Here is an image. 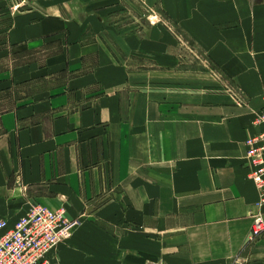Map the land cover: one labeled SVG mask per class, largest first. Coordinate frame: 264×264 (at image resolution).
Returning <instances> with one entry per match:
<instances>
[{
    "label": "crops",
    "instance_id": "1",
    "mask_svg": "<svg viewBox=\"0 0 264 264\" xmlns=\"http://www.w3.org/2000/svg\"><path fill=\"white\" fill-rule=\"evenodd\" d=\"M263 111L264 0H0V218L80 219L50 264H264L245 166Z\"/></svg>",
    "mask_w": 264,
    "mask_h": 264
},
{
    "label": "built area",
    "instance_id": "2",
    "mask_svg": "<svg viewBox=\"0 0 264 264\" xmlns=\"http://www.w3.org/2000/svg\"><path fill=\"white\" fill-rule=\"evenodd\" d=\"M254 124H264V111ZM245 145V166L258 193L259 209L264 206V130L248 137ZM250 215L253 240L264 233V221L260 210ZM70 224L63 208L51 210L39 204L30 205L12 226L0 218V264H50L48 255L66 239Z\"/></svg>",
    "mask_w": 264,
    "mask_h": 264
},
{
    "label": "rangeland",
    "instance_id": "3",
    "mask_svg": "<svg viewBox=\"0 0 264 264\" xmlns=\"http://www.w3.org/2000/svg\"><path fill=\"white\" fill-rule=\"evenodd\" d=\"M139 10L144 11L146 17L145 19L148 24L163 23L167 26L166 21L157 18V16L155 15L156 13L154 14L152 11H150V9H147L145 6L143 8H141L140 6ZM180 39L182 43V50L184 49L186 58L198 62L197 64L198 71H206L208 77L214 81L218 90L223 91L229 94L230 96H232L235 99L234 100L235 103L236 102L240 104L243 103L244 101L242 100L243 98L242 92L239 90V88L234 86L231 82H229L225 78V76L222 75L220 71L212 67L210 62L207 60L206 56L202 52H200L199 49L195 47V44H193L190 40H188L182 33H180ZM79 223H82L80 219L75 218L71 220L68 236L72 235L74 229H76Z\"/></svg>",
    "mask_w": 264,
    "mask_h": 264
}]
</instances>
